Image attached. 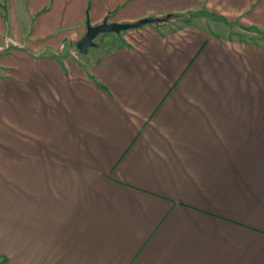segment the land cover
<instances>
[{"label": "crops", "instance_id": "crops-1", "mask_svg": "<svg viewBox=\"0 0 264 264\" xmlns=\"http://www.w3.org/2000/svg\"><path fill=\"white\" fill-rule=\"evenodd\" d=\"M237 24L264 0H0V264H264V43Z\"/></svg>", "mask_w": 264, "mask_h": 264}, {"label": "water", "instance_id": "water-1", "mask_svg": "<svg viewBox=\"0 0 264 264\" xmlns=\"http://www.w3.org/2000/svg\"><path fill=\"white\" fill-rule=\"evenodd\" d=\"M171 18V15L168 14L162 18H143L136 22L132 23H117V22H109L108 20H104L102 23L97 25L87 24V32L86 34L78 41L77 48L81 53H86L91 47L96 46L95 39L98 35L102 33H120L122 31H126L129 29H134L141 27L145 24L149 23H160L162 21H167Z\"/></svg>", "mask_w": 264, "mask_h": 264}, {"label": "rangeland", "instance_id": "rangeland-1", "mask_svg": "<svg viewBox=\"0 0 264 264\" xmlns=\"http://www.w3.org/2000/svg\"><path fill=\"white\" fill-rule=\"evenodd\" d=\"M9 2L11 0H8ZM200 16H205L209 19V16L204 15L203 12H195V14H185V15H178L175 17H171L172 19H177L180 22H189L192 19H196L197 17ZM170 18V19H171ZM165 22V21H162ZM160 22V23H162ZM158 24V23H157ZM232 28V32L230 33V36H238L239 38H243V39H248L254 42H261L264 43V29H256V28H242L241 26H239L238 24L236 25V27L234 25L231 26ZM101 35H105V34H101ZM99 35L98 38H101L102 36ZM97 38V39H98Z\"/></svg>", "mask_w": 264, "mask_h": 264}, {"label": "trees", "instance_id": "trees-1", "mask_svg": "<svg viewBox=\"0 0 264 264\" xmlns=\"http://www.w3.org/2000/svg\"><path fill=\"white\" fill-rule=\"evenodd\" d=\"M190 14H195V12L190 13ZM87 15L89 16V8L87 9ZM170 15H171V17H175V16H178L180 14H170ZM105 20H108V17Z\"/></svg>", "mask_w": 264, "mask_h": 264}]
</instances>
